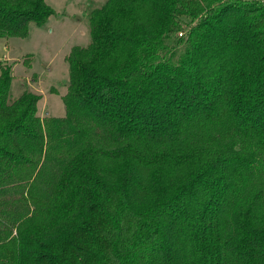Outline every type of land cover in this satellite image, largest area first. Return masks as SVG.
Listing matches in <instances>:
<instances>
[{
  "label": "trees",
  "instance_id": "obj_1",
  "mask_svg": "<svg viewBox=\"0 0 264 264\" xmlns=\"http://www.w3.org/2000/svg\"><path fill=\"white\" fill-rule=\"evenodd\" d=\"M53 13L0 0V39ZM90 26L63 118L0 63V264H264V1L107 0Z\"/></svg>",
  "mask_w": 264,
  "mask_h": 264
},
{
  "label": "rangeland",
  "instance_id": "obj_2",
  "mask_svg": "<svg viewBox=\"0 0 264 264\" xmlns=\"http://www.w3.org/2000/svg\"><path fill=\"white\" fill-rule=\"evenodd\" d=\"M106 1L47 0L54 13L43 25L31 22L25 39H0V63L12 68L10 102L33 93L40 97L39 116L65 117L68 56L74 47L90 45V13Z\"/></svg>",
  "mask_w": 264,
  "mask_h": 264
},
{
  "label": "built area",
  "instance_id": "obj_3",
  "mask_svg": "<svg viewBox=\"0 0 264 264\" xmlns=\"http://www.w3.org/2000/svg\"><path fill=\"white\" fill-rule=\"evenodd\" d=\"M181 36H182V34H181Z\"/></svg>",
  "mask_w": 264,
  "mask_h": 264
}]
</instances>
